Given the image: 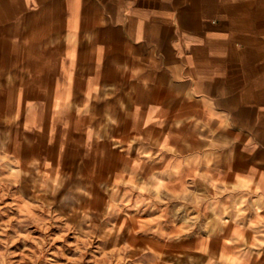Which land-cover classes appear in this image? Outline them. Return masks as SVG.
I'll return each instance as SVG.
<instances>
[{"label": "crops", "instance_id": "1", "mask_svg": "<svg viewBox=\"0 0 264 264\" xmlns=\"http://www.w3.org/2000/svg\"><path fill=\"white\" fill-rule=\"evenodd\" d=\"M1 140L65 218L60 161L101 162L155 264H264V0H0Z\"/></svg>", "mask_w": 264, "mask_h": 264}, {"label": "rangeland", "instance_id": "2", "mask_svg": "<svg viewBox=\"0 0 264 264\" xmlns=\"http://www.w3.org/2000/svg\"><path fill=\"white\" fill-rule=\"evenodd\" d=\"M7 141L1 140L0 146L9 147ZM15 141L18 140H12L10 151L30 169L38 153L27 140L30 152L22 155ZM85 156L79 151L75 159L60 161V173L52 182L49 194L61 190L58 210L65 218L55 206L44 204L45 190L31 196L30 186H37L38 176H23L9 158L0 154V264L156 263L150 251L135 247L139 241L134 238L118 241L120 224L113 223L119 213L129 210L121 208L116 197L104 211V225L107 223L105 227L113 231L110 239L102 234V226L96 225L101 217V194L93 191V186L101 162L85 161ZM43 180L46 181L43 178L41 183ZM85 213L89 219L82 217Z\"/></svg>", "mask_w": 264, "mask_h": 264}]
</instances>
